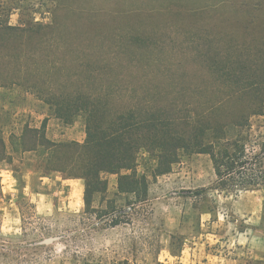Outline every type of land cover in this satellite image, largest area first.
<instances>
[{"label": "rangeland", "instance_id": "1", "mask_svg": "<svg viewBox=\"0 0 264 264\" xmlns=\"http://www.w3.org/2000/svg\"><path fill=\"white\" fill-rule=\"evenodd\" d=\"M263 45L264 0H0V134L18 174L0 184V237L21 246L9 263L165 264L184 238L218 251L244 246L264 261V188L211 190L208 155L180 152L156 175L155 157L142 151L136 172L146 194L119 193L117 175L106 174L107 192L85 213L75 187L40 185L45 153L12 149L25 125L44 119L53 141L83 143L84 116L57 118L47 104L54 95L91 93L111 109L236 105L219 77L235 62L261 65ZM263 120L251 118L254 137L264 135ZM28 174L38 195L26 191Z\"/></svg>", "mask_w": 264, "mask_h": 264}, {"label": "trees", "instance_id": "2", "mask_svg": "<svg viewBox=\"0 0 264 264\" xmlns=\"http://www.w3.org/2000/svg\"><path fill=\"white\" fill-rule=\"evenodd\" d=\"M262 62L259 66L256 61L235 62L220 75L228 87L226 98L237 101L230 106L214 103L200 110L189 105L182 110L171 106L168 111L148 106L111 109L105 98L91 93L54 95L47 104L57 118L70 124L75 117L84 116L83 143L49 140L44 119L39 128L25 125L13 137L12 149L45 153L41 155L44 175L58 173L64 179H82L85 213H89L95 195L107 192L106 174L117 175L119 193L136 199L140 192L146 194L147 179L136 172L142 151L155 157L156 175L169 172L180 152H189L209 156L215 175L211 190L236 194L264 188V135L254 137L250 122L251 118H264V59ZM262 123L264 127V120ZM11 160L0 134V162L11 164ZM201 192L204 190L196 193ZM120 223L123 221L115 219L112 226ZM18 248L0 237V264H11V253Z\"/></svg>", "mask_w": 264, "mask_h": 264}, {"label": "crops", "instance_id": "3", "mask_svg": "<svg viewBox=\"0 0 264 264\" xmlns=\"http://www.w3.org/2000/svg\"><path fill=\"white\" fill-rule=\"evenodd\" d=\"M46 125H47V121L45 124V135L49 140L53 141L48 136V128L46 127ZM7 153L8 155L11 156L10 152L7 151ZM54 174H56L55 177H53L52 174L40 176L39 179L40 181H42L40 185H44V190H46L45 185H51L52 183L56 185H71V187L76 188L74 193L76 195V203L77 202L79 203V194L82 195L84 191V181L82 179H64L60 174L58 173H54ZM54 179L59 180V183L56 182ZM5 180L9 183L13 181L18 182V174L11 169V164L8 161H1L0 184H2ZM23 182L24 185H26L25 186L26 191L32 194L34 193L33 195H38L36 194L37 192H34L32 188V185L34 184L32 177L29 174L23 177ZM247 190L249 191V189H246L245 191ZM259 204L260 203H258V206H256L257 202H255L256 209L259 208V214H260L262 207ZM242 216L250 217L249 212L242 213ZM206 242L207 241H203L200 238H193V239L184 238L180 250L178 252V255L172 256L169 253V258L166 259L165 264H172L170 263V258L172 257L176 258L177 264H250L251 262L252 263L257 262V261H251L252 256L255 258V260L262 259V253L260 251L252 252V256H251V254L248 251H246L244 246L242 248H235L234 251L230 250L226 252V250L218 251L216 249H213L212 245Z\"/></svg>", "mask_w": 264, "mask_h": 264}]
</instances>
